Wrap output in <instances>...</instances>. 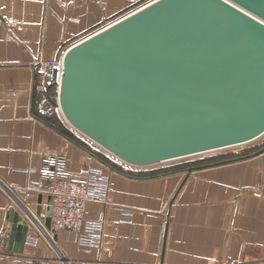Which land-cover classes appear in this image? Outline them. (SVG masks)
<instances>
[{
    "label": "crops",
    "instance_id": "crops-1",
    "mask_svg": "<svg viewBox=\"0 0 264 264\" xmlns=\"http://www.w3.org/2000/svg\"><path fill=\"white\" fill-rule=\"evenodd\" d=\"M148 1L0 0V182L44 186L47 180L39 168L47 155L58 152L66 154L68 170L78 173L96 166L109 175L108 201H91L86 208L87 217H104L102 243L83 248L75 233L56 232L69 262L45 239L32 243L26 238L22 252L10 247L12 205L0 187V264L264 260V152L190 173L139 171L116 160L122 166L118 170L64 119L57 83L48 82L49 89L38 87L39 60L61 56L72 43ZM49 196L35 191L28 197L35 211L40 206L44 221Z\"/></svg>",
    "mask_w": 264,
    "mask_h": 264
},
{
    "label": "water",
    "instance_id": "water-1",
    "mask_svg": "<svg viewBox=\"0 0 264 264\" xmlns=\"http://www.w3.org/2000/svg\"><path fill=\"white\" fill-rule=\"evenodd\" d=\"M57 101L72 128L133 167L254 141L264 135V0H150L65 49ZM11 213L9 244L22 252L29 226Z\"/></svg>",
    "mask_w": 264,
    "mask_h": 264
},
{
    "label": "built area",
    "instance_id": "built-area-1",
    "mask_svg": "<svg viewBox=\"0 0 264 264\" xmlns=\"http://www.w3.org/2000/svg\"><path fill=\"white\" fill-rule=\"evenodd\" d=\"M61 71L62 55L39 60L36 73L42 79L38 87L46 89L48 82H56L58 85ZM44 161L45 164L39 168L41 176L47 180L44 186L32 182L24 185L0 182V187L10 199L12 207L23 212L29 226L27 239L32 243L45 239L59 258L69 262L58 247L56 232L63 229L75 233L83 248L99 246L102 243L104 217L89 218L86 216V208L91 201H108L109 175L96 166H85L78 173L68 170L67 156L62 152L49 154ZM35 191L45 192L52 197L48 203L51 207L48 215L49 227L29 203L28 197ZM237 264H264V260Z\"/></svg>",
    "mask_w": 264,
    "mask_h": 264
},
{
    "label": "rangeland",
    "instance_id": "rangeland-1",
    "mask_svg": "<svg viewBox=\"0 0 264 264\" xmlns=\"http://www.w3.org/2000/svg\"><path fill=\"white\" fill-rule=\"evenodd\" d=\"M83 138L86 141H88L89 145L93 146V148L108 154L107 163H111L113 160H118L113 155L109 154L107 151L103 150L101 147H99L98 145H96L95 143L87 139L86 137H83ZM262 148H264V135L246 144L224 148V149L217 150V151H212V152L203 153V154L196 155V156L179 159V160L167 162L162 165L150 166V167H135V168L139 171H143V170L155 171L157 169H163V168L187 169L188 167L195 166V165H203V164L214 163V162H219L223 160H232V159H235V157L257 152L258 150Z\"/></svg>",
    "mask_w": 264,
    "mask_h": 264
},
{
    "label": "trees",
    "instance_id": "trees-1",
    "mask_svg": "<svg viewBox=\"0 0 264 264\" xmlns=\"http://www.w3.org/2000/svg\"><path fill=\"white\" fill-rule=\"evenodd\" d=\"M50 85V84H49ZM49 85H47V87H48V89H49V87H51V86H49ZM90 147V146H89ZM91 148V147H90ZM92 151L95 153V154H97L103 161H105L106 163L108 162L107 160H108V154H106V153H104V152H102V151H100V150H97V149H92ZM112 161V160H111ZM107 164H109V165H111L112 167H114V168H116V169H118V170H121V168H122V166H121V164L120 163H118V161H116V160H113L111 163H107ZM118 164H120V166L118 165Z\"/></svg>",
    "mask_w": 264,
    "mask_h": 264
}]
</instances>
